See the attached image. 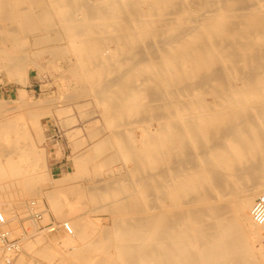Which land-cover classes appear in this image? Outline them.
Wrapping results in <instances>:
<instances>
[{
    "label": "bare ground",
    "instance_id": "bare-ground-1",
    "mask_svg": "<svg viewBox=\"0 0 264 264\" xmlns=\"http://www.w3.org/2000/svg\"><path fill=\"white\" fill-rule=\"evenodd\" d=\"M23 35L65 41L105 119L119 117L111 140L136 180L112 200L121 264H264L250 216L264 190V0H0V54L19 80ZM130 117L139 137L120 128ZM58 226L84 236L74 221L35 234Z\"/></svg>",
    "mask_w": 264,
    "mask_h": 264
},
{
    "label": "rangeland",
    "instance_id": "rangeland-1",
    "mask_svg": "<svg viewBox=\"0 0 264 264\" xmlns=\"http://www.w3.org/2000/svg\"><path fill=\"white\" fill-rule=\"evenodd\" d=\"M22 37L24 43L16 50L25 56L26 78L19 80L8 70L0 54V210L7 211L15 233L27 229L33 236L27 233L13 264H121L115 250L116 231L108 232L116 220L111 210L122 188L134 186L136 180L125 173L131 164L124 163L117 142L111 140L110 129L119 117L105 119L102 101L87 89L83 68L76 65L65 41L57 42L58 46L40 45L33 44L31 36ZM53 49L59 56L50 54ZM114 64L119 66L120 61ZM20 91L27 103L20 99ZM150 93L144 94L151 96L147 105L152 107L156 102ZM207 100L211 101L208 96ZM129 122L120 128L133 127L139 137L138 126L146 123L134 117ZM151 124L156 126L154 120ZM106 184L118 193L105 192ZM30 201H37V208L44 211L33 226L25 213ZM73 221L84 236H65L62 226L35 234V228L47 222ZM262 248L259 253L264 255Z\"/></svg>",
    "mask_w": 264,
    "mask_h": 264
},
{
    "label": "built area",
    "instance_id": "built-area-1",
    "mask_svg": "<svg viewBox=\"0 0 264 264\" xmlns=\"http://www.w3.org/2000/svg\"><path fill=\"white\" fill-rule=\"evenodd\" d=\"M25 213L33 218L34 221L41 219L44 211L37 208V201H30L26 204ZM250 216L254 223H264V190H262L255 198L252 207L250 209ZM50 223L47 222L44 225L38 226L37 228L42 229L44 226H48ZM27 229L21 230V233H15L9 226L5 216L0 211V264H11L13 258L19 253L18 246L20 245L21 234H25Z\"/></svg>",
    "mask_w": 264,
    "mask_h": 264
}]
</instances>
